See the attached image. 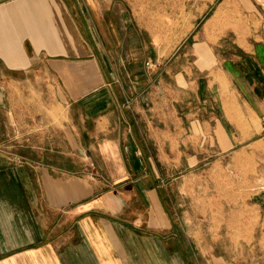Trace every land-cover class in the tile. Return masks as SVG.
Here are the masks:
<instances>
[{"label":"crops","instance_id":"0c3cea01","mask_svg":"<svg viewBox=\"0 0 264 264\" xmlns=\"http://www.w3.org/2000/svg\"><path fill=\"white\" fill-rule=\"evenodd\" d=\"M142 40L111 2L0 0V264H228L180 220L177 169L264 129V33L228 86L164 79Z\"/></svg>","mask_w":264,"mask_h":264},{"label":"rangeland","instance_id":"374dc122","mask_svg":"<svg viewBox=\"0 0 264 264\" xmlns=\"http://www.w3.org/2000/svg\"><path fill=\"white\" fill-rule=\"evenodd\" d=\"M101 1L114 3L116 11L123 9L131 17L149 55L166 61L163 78L177 74L179 87H184L188 71L228 86L217 70H227L232 78L226 69L228 55L246 42L255 46L253 39L264 33V0ZM211 110L216 111V106ZM260 126L253 134L228 140L221 162L215 152H196L193 166L177 169L180 220L228 264H264V129Z\"/></svg>","mask_w":264,"mask_h":264},{"label":"built area","instance_id":"2783aa9c","mask_svg":"<svg viewBox=\"0 0 264 264\" xmlns=\"http://www.w3.org/2000/svg\"><path fill=\"white\" fill-rule=\"evenodd\" d=\"M146 65H150V64H149V61H146Z\"/></svg>","mask_w":264,"mask_h":264}]
</instances>
